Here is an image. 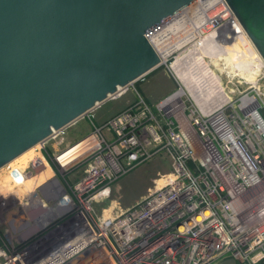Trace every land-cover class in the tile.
I'll use <instances>...</instances> for the list:
<instances>
[{"label":"built area","instance_id":"2783aa9c","mask_svg":"<svg viewBox=\"0 0 264 264\" xmlns=\"http://www.w3.org/2000/svg\"><path fill=\"white\" fill-rule=\"evenodd\" d=\"M211 33L224 52L211 57L219 89L208 98L222 101L203 108L174 64ZM243 34L225 0L193 1L146 34L178 83L156 112L141 99L53 158L47 143L62 144L67 127L26 167L7 164L15 194L0 191V264H264V67L250 77L230 58L238 44L245 57ZM163 152L172 168L144 196L111 199L115 182Z\"/></svg>","mask_w":264,"mask_h":264},{"label":"water","instance_id":"95a60500","mask_svg":"<svg viewBox=\"0 0 264 264\" xmlns=\"http://www.w3.org/2000/svg\"><path fill=\"white\" fill-rule=\"evenodd\" d=\"M195 0H0V168L161 65L146 34ZM264 60V0H225Z\"/></svg>","mask_w":264,"mask_h":264},{"label":"rangeland","instance_id":"374dc122","mask_svg":"<svg viewBox=\"0 0 264 264\" xmlns=\"http://www.w3.org/2000/svg\"><path fill=\"white\" fill-rule=\"evenodd\" d=\"M240 38L241 41L249 42H245L246 44L243 43L245 45L244 50L247 53L250 52L249 54L254 55L253 59H255V61L258 63L256 71L260 70L264 66V62L262 59L255 55L257 49L255 48L253 43L251 44L250 39L248 38V36H246V33L243 34V37L241 36ZM240 45L241 44H238L237 46L241 48ZM194 57L195 53L192 49V51L188 55V59L186 60L185 58L182 62H176L174 64V67L180 74L188 90L193 94L197 102L203 108L209 107L210 104L215 106L222 101V96H219V98L215 101L214 99L207 100L202 98L194 79L188 73L189 67L194 62ZM204 58L215 72V59H212L211 57H209V55H204ZM216 75L218 76L217 73ZM177 88L178 83L174 78L173 74L171 73V70L165 65L158 67L145 77L129 85L126 91L121 95L110 97L107 101L97 106L95 109L87 113L77 122L68 126L65 130L64 140L62 144L59 143V139L50 140L47 144L48 148L51 150V158H53L54 151L56 152L58 149L64 148L68 144H72L81 137H84L87 133L92 131L94 125L98 127L104 126L110 119L119 114L124 108H126L131 103L143 99L146 103H148L149 106H151L153 110H155L156 104L163 97H165ZM187 103H190L189 100L187 101ZM156 111L157 110H155V112ZM37 154V149L33 147L22 155H20L15 160H13L11 162V166L13 168L26 167L31 161V159L36 157ZM48 162L51 164V166H53L49 159ZM85 166L86 163L82 164L80 167L75 169L72 176L74 178H78L82 174ZM171 168V159L166 153L163 152L153 156L152 158L148 159L147 161H144L143 163L133 168L131 171H129L127 174L122 176L117 182L114 183L112 187L111 199L117 200L122 206L125 207L133 204L142 196H144L150 187L154 186L157 178L160 175L170 171ZM42 180L43 178L39 181ZM33 182L34 181H30L31 186H33ZM13 183L14 182H12V179L10 178V166L8 167L6 165L0 168V191L2 192V195L8 196L9 194H15L13 190L15 189V183ZM30 185L26 187L30 188ZM19 188L21 190H24V188L21 186H19ZM2 229L4 231L5 226H2ZM218 264H239V262L233 258H229Z\"/></svg>","mask_w":264,"mask_h":264},{"label":"bare ground","instance_id":"6f19581e","mask_svg":"<svg viewBox=\"0 0 264 264\" xmlns=\"http://www.w3.org/2000/svg\"><path fill=\"white\" fill-rule=\"evenodd\" d=\"M219 10L221 11L222 9L219 8L218 11ZM214 37H215V33H211L206 38L205 42L202 45H199V46H196L193 48L194 53H195L194 62L188 69V73L194 79L195 84L197 85V87L199 89L201 97L204 99H207V100H209V98H210V95H208V89L209 88L212 90H215V88L217 90L219 89V77L216 75V73L213 71V69L206 62L204 55H209L210 57L215 58V55H219V54L224 52L222 47L218 43H215ZM240 49L241 48H239L237 45H235V47L232 50H230V53H229L231 55L230 58H232L233 60L235 59L237 62V65L240 67H243V69H245V70H243V69H241V70L246 71V72L248 71L249 76L253 77L255 75V73L257 72L256 67L258 66V63L255 61V59H253L254 55L249 54L250 52L247 53L246 51H245L246 52L245 57L243 59L240 57L241 59L238 60L237 53H238V51H240ZM263 62H264V60H263ZM121 90L122 89L120 88L119 91H121ZM208 96H209V98H208ZM50 172H51V170L48 167V169L45 172V175L46 176L50 175ZM14 175L18 181L23 180V182H25V186L30 185L29 179H25V178L22 179V177L20 175V171H18V170L14 171ZM9 195H12V194H9Z\"/></svg>","mask_w":264,"mask_h":264}]
</instances>
